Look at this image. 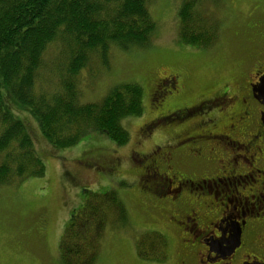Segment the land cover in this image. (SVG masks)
<instances>
[{
	"label": "rangeland",
	"instance_id": "374dc122",
	"mask_svg": "<svg viewBox=\"0 0 264 264\" xmlns=\"http://www.w3.org/2000/svg\"><path fill=\"white\" fill-rule=\"evenodd\" d=\"M184 1L150 0L149 9L158 22L152 43L131 50L113 49L108 64L94 61L79 75L83 103L101 101L122 83L143 86L144 115L123 120L130 133L127 144L118 145L97 129L79 144L57 149L45 139L29 110L4 97L6 108L27 127L47 172L44 177L0 186V264H64L60 241L71 215L90 192L110 191L123 200L128 221L124 226L109 220L95 264H153L139 256L137 242L144 232H161L159 225L166 222L141 188L140 161L150 156L154 142H162L159 137L151 139L145 127L156 115L155 109L167 101L161 91L155 94L157 84L168 74H181L182 92L167 101V110L228 87L232 94L256 70L264 49V0H225L217 9L221 37L209 48L181 41L178 12ZM60 55L58 46L51 47L43 76L62 64ZM170 236L176 260L178 239L171 231Z\"/></svg>",
	"mask_w": 264,
	"mask_h": 264
},
{
	"label": "trees",
	"instance_id": "16d2710c",
	"mask_svg": "<svg viewBox=\"0 0 264 264\" xmlns=\"http://www.w3.org/2000/svg\"><path fill=\"white\" fill-rule=\"evenodd\" d=\"M149 1L0 0V186L47 172L27 127L6 108L4 97L29 110L57 149L75 146L97 129L118 145L130 141L123 120L143 115V86L122 83L101 101L83 103L78 80L90 63L108 64L113 49L152 43L158 22ZM224 1L185 0L178 12L181 41L200 48L217 44L222 31L217 11ZM53 46L60 48L62 64L43 76ZM111 218L114 225H127V207L117 193L87 194L61 237L64 264H95ZM168 250L159 231L144 232L137 242L144 260L163 259Z\"/></svg>",
	"mask_w": 264,
	"mask_h": 264
},
{
	"label": "flooded vegetation",
	"instance_id": "af4514ba",
	"mask_svg": "<svg viewBox=\"0 0 264 264\" xmlns=\"http://www.w3.org/2000/svg\"><path fill=\"white\" fill-rule=\"evenodd\" d=\"M260 57L232 94L228 87L167 110L181 74L157 84L167 101L145 127L162 142L140 161L141 188L166 221L159 229L169 250L153 264H264V49Z\"/></svg>",
	"mask_w": 264,
	"mask_h": 264
},
{
	"label": "water",
	"instance_id": "95a60500",
	"mask_svg": "<svg viewBox=\"0 0 264 264\" xmlns=\"http://www.w3.org/2000/svg\"><path fill=\"white\" fill-rule=\"evenodd\" d=\"M262 80H263V78H262ZM263 88V87H262Z\"/></svg>",
	"mask_w": 264,
	"mask_h": 264
}]
</instances>
